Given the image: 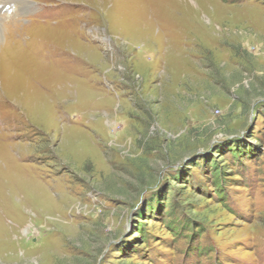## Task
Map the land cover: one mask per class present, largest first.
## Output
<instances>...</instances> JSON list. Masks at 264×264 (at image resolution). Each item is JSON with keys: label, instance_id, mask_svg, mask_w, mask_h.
<instances>
[{"label": "rangeland", "instance_id": "1", "mask_svg": "<svg viewBox=\"0 0 264 264\" xmlns=\"http://www.w3.org/2000/svg\"><path fill=\"white\" fill-rule=\"evenodd\" d=\"M0 264H264V0H3Z\"/></svg>", "mask_w": 264, "mask_h": 264}, {"label": "crops", "instance_id": "2", "mask_svg": "<svg viewBox=\"0 0 264 264\" xmlns=\"http://www.w3.org/2000/svg\"><path fill=\"white\" fill-rule=\"evenodd\" d=\"M175 61H176V60L172 58V63L169 62L168 67H166L167 69H169V71L172 70V72H173V73H172V78H173V79H174L173 74H174V73H177V74H178V73L180 72V69H182V68L184 67L183 65H182V66H183V67H182V66H180L179 64L175 65ZM161 62H163V61H161ZM163 64H164V63H163ZM185 65H186V64H185ZM162 66H163V65H162ZM164 66H165V64H164ZM166 68H165V69H166Z\"/></svg>", "mask_w": 264, "mask_h": 264}, {"label": "bare ground", "instance_id": "3", "mask_svg": "<svg viewBox=\"0 0 264 264\" xmlns=\"http://www.w3.org/2000/svg\"><path fill=\"white\" fill-rule=\"evenodd\" d=\"M3 2V0L0 1V4Z\"/></svg>", "mask_w": 264, "mask_h": 264}]
</instances>
